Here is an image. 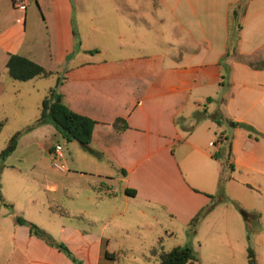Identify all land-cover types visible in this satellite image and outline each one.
<instances>
[{
  "label": "crops",
  "instance_id": "1",
  "mask_svg": "<svg viewBox=\"0 0 264 264\" xmlns=\"http://www.w3.org/2000/svg\"><path fill=\"white\" fill-rule=\"evenodd\" d=\"M10 53L53 71V84L59 77L67 106L94 120L88 148L63 140L49 122L28 127L51 85L44 76L11 78ZM197 110L203 115L194 120ZM115 117L125 127L114 128ZM2 128L3 143L20 133L0 168V215L7 207L12 214L11 224H0V264H73L16 223L18 213L80 264L156 258L174 231L157 216L186 224L209 201L226 146L224 163L232 166L223 188L236 179L264 196V0H0ZM54 144L62 169L52 164ZM128 203L148 220L107 227L104 216L120 215ZM251 206L264 224V200ZM51 207L56 218L41 223Z\"/></svg>",
  "mask_w": 264,
  "mask_h": 264
},
{
  "label": "rangeland",
  "instance_id": "2",
  "mask_svg": "<svg viewBox=\"0 0 264 264\" xmlns=\"http://www.w3.org/2000/svg\"><path fill=\"white\" fill-rule=\"evenodd\" d=\"M88 1L89 0H84V3H87ZM91 8L92 7H89L85 9V11H93ZM41 79L43 83H47L48 81L49 85H52L54 76H44ZM225 128L227 132L229 129L226 125ZM5 135H8L5 134V128L0 129L1 148L6 142L5 141L3 143V138ZM221 135L222 134H219V136ZM211 138H216V133H211ZM228 158L229 155L227 154L225 158L219 155V159L221 160V163H223L222 166L224 168L223 172H221L219 176L222 178V187L220 191L225 196V199L215 202L212 206L213 209L211 211L208 210V214V211L205 213L207 215L204 217V219L201 220L205 214L200 216L197 219V222L194 221L190 224H178L174 219L169 220L168 215L165 213H161L157 216V220L160 224L167 225L174 230L170 236H165L162 240L164 250H166V248L171 243H176L178 245L186 244L191 245V249H194L198 252L200 259L204 264H247L246 246H250L255 250L256 258H259V264H264V224L261 223V218L259 217V219H256L254 216L249 217L247 224L250 226L251 230L247 235L245 228L246 224L242 220L235 206L230 201L235 200L238 202V204L248 209L252 208L251 205L256 203L257 198L264 200V196H259L253 189H248L246 187L244 188L239 182H237L236 179H231L228 181L227 191L223 188V184L227 182L228 176L226 174L227 170H229V167L226 166L224 160L227 162ZM26 190L30 193L35 192L34 189L30 187H27ZM38 191H40L39 193L41 198L46 200V197H48L47 192L45 190ZM16 207L19 206L16 205ZM126 207L127 209L121 212L118 216L115 215V217L112 218H105L106 216H104L103 221L106 222L107 227H109L111 224H115L118 220L124 221V224H135L137 222H145L148 220L147 215L138 216L137 214L132 213V209L136 207L134 203H128ZM218 208H222L224 210L222 217H219L217 214ZM6 209L7 210L5 214L0 215V224H11V210L8 207ZM53 209L54 208L52 207L44 208V211L39 214L42 216V220L41 217L37 219H39V221H43L41 223L45 224L48 223L46 222L48 220L51 222L52 218H56V216L53 217L54 215H52V212H56V209ZM23 212L27 215H32L31 212L26 210ZM18 214L21 215L20 213ZM208 219L212 221L206 223V220ZM36 225L39 226L37 223ZM136 233L137 232L135 230H133L131 227H128L127 238L136 240ZM154 257L155 256L150 258H139L138 260L133 258H124L121 260H113L109 264H155L158 260V255L156 258Z\"/></svg>",
  "mask_w": 264,
  "mask_h": 264
},
{
  "label": "trees",
  "instance_id": "3",
  "mask_svg": "<svg viewBox=\"0 0 264 264\" xmlns=\"http://www.w3.org/2000/svg\"><path fill=\"white\" fill-rule=\"evenodd\" d=\"M234 16L237 14V10H232ZM238 25V24H236ZM234 38V34H231ZM5 67L8 75L17 80H25L33 76H47L53 71L48 70L33 60L16 54L10 53L5 61ZM59 81V77L56 76L55 83L49 86L45 93L42 95L39 104L38 112L36 117L32 120L28 127L34 126L42 122H49L53 125L55 130L58 132L59 136L65 140H76L83 147L88 148V142L90 138L91 128L93 126L94 120L88 116L77 113L70 109L65 103L62 94L56 90V84ZM203 115V110H197L193 113V119L197 120ZM232 125L237 122L228 120ZM114 128L121 129L125 127V122L121 117H115L112 121ZM19 131H14L7 138L4 146L0 148V168L3 165V159L11 152L15 146L16 139L19 135ZM222 134V133H221ZM222 137V135L220 136ZM226 154L229 155V150L226 146ZM231 162L227 163V167L231 168ZM123 171V169H121ZM222 178H218L217 181V191L215 194H207L209 201L201 206L186 222L190 224L196 221L200 216H203L213 204L217 201L225 199L222 194ZM126 193L132 194L133 189L124 188ZM239 212L242 220L246 224L247 235L250 233V226L247 224L249 217L254 216L259 219L260 212L254 208H245L238 204L235 200H230ZM13 220L16 223L25 224L28 228L29 234H33L47 244L54 246L56 249L63 252L73 264H80V261L72 254V252L67 248V246L55 238L50 237L42 228L34 224L33 222L26 220L20 215H14ZM246 263L247 264H258L255 258V252L250 246H246ZM155 264H201L197 261V257L189 245H173L166 250H161L158 252V260Z\"/></svg>",
  "mask_w": 264,
  "mask_h": 264
},
{
  "label": "built area",
  "instance_id": "4",
  "mask_svg": "<svg viewBox=\"0 0 264 264\" xmlns=\"http://www.w3.org/2000/svg\"><path fill=\"white\" fill-rule=\"evenodd\" d=\"M15 5H17L18 7H23L22 3H16L14 2ZM209 144H211V141L208 142ZM52 152H53V166L57 169H62V165L57 161L58 156L60 155L61 152V147L59 144H54L52 146Z\"/></svg>",
  "mask_w": 264,
  "mask_h": 264
}]
</instances>
